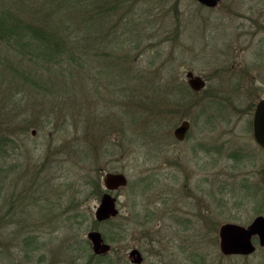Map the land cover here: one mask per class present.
<instances>
[{
  "label": "rangeland",
  "instance_id": "1",
  "mask_svg": "<svg viewBox=\"0 0 264 264\" xmlns=\"http://www.w3.org/2000/svg\"><path fill=\"white\" fill-rule=\"evenodd\" d=\"M120 1L90 34L61 17L69 31L57 62L0 45V264H129L132 248L142 264H264L258 246L223 257L217 237L222 223L248 225L261 203L244 188L258 184L264 164L251 149L252 97L230 80L239 64L264 73V44L238 35L248 17L264 18V0H220L213 9L194 0ZM17 2L34 5L24 11ZM44 7L0 0V11L38 27ZM188 71L210 83L191 107ZM183 120L199 122L193 130L210 143V183L207 172H193L192 189L177 166H160L162 136L175 163L203 168L190 151L195 134L183 143L172 136ZM106 173L128 179L113 193L119 216L110 224L94 219ZM171 195L174 213L161 201ZM91 231L114 249L103 261L90 259Z\"/></svg>",
  "mask_w": 264,
  "mask_h": 264
},
{
  "label": "trees",
  "instance_id": "2",
  "mask_svg": "<svg viewBox=\"0 0 264 264\" xmlns=\"http://www.w3.org/2000/svg\"><path fill=\"white\" fill-rule=\"evenodd\" d=\"M42 1L45 3L44 12L37 15L42 17V22L37 23L40 27L35 26L33 20L28 22L21 20L8 12L9 10L0 11V45L14 49L18 54H25L30 59L37 58L44 60V62H57L65 53L66 49L63 44L66 42V37L61 39L60 35L68 33L69 30L64 29L66 22L63 23L60 20L61 17L66 16L69 19L67 26L80 27L83 24L86 27L84 28L86 34H90L92 30L94 31V28H92L94 24L103 23L104 17L116 15L117 10L120 8L119 3H121L120 0ZM31 5L34 4L27 5L17 2L13 4V7L28 11L32 10L29 9ZM4 61L9 63L8 58L4 57ZM160 93L166 94L165 89H161ZM162 95L160 96L163 97ZM155 104H157L156 101ZM174 110L171 104L168 112ZM115 220H118V217L103 223L110 224ZM111 250L114 251L113 248ZM109 253L101 256L91 254L90 259H96L97 262L103 261Z\"/></svg>",
  "mask_w": 264,
  "mask_h": 264
},
{
  "label": "flooded vegetation",
  "instance_id": "3",
  "mask_svg": "<svg viewBox=\"0 0 264 264\" xmlns=\"http://www.w3.org/2000/svg\"><path fill=\"white\" fill-rule=\"evenodd\" d=\"M195 2L201 8L213 9V8H208V7L198 3L197 1H195ZM219 3H220V0L218 1L217 6L219 5ZM250 12L253 15H254V13H257L256 10H251ZM255 16L259 17V15H255ZM261 33H264V18L257 19V18H254V17H251V18L248 17L246 25H242L241 24V26L239 28V34L238 35H239V39H241L243 42H247V43L255 42L256 44L261 43V45H262V44H264V36L260 37L259 34H261ZM238 68H239L238 75L236 76V78L230 80L231 81L230 82V86L231 87H235V88L237 87V90H239L241 93H243V95L248 96V97H252V100L247 104V107H246V110H248V112L251 114L250 115L251 116L250 125H251V129H252L251 133H252V137H253V140H254V143H255V147H253L251 149L253 151H255V153L258 152L257 154H264V148L257 143V141L255 140V137H254V132H253V118H254V114H255L256 108H257L259 103L264 101V73L261 74L260 72H257L258 66H255V65H252V64H248V65L246 64L244 66L242 64H239ZM188 72H191V71H188ZM191 73H193V72H191ZM193 75L195 77L201 78V80L204 82V86L200 90L194 91V90H192L189 87V85L187 83V86H188V88L190 90V95L184 101L187 102L188 107H191V96L193 97L195 94H199V93H202V92L206 91L207 88L209 87V84H210L207 77H204L201 74H195V73H193ZM179 91L180 90L178 88V90L176 91L177 92V96H180V92ZM185 121L188 122V128H187V130L185 132L184 138L182 140H179V139H177L174 136V131H175V129H177ZM193 124H200V123L199 122H193V123L190 124L189 121L183 120V121H181L179 123L178 126H176V127H174L172 129L171 133H172V136H173L174 140L176 142H178V143L185 142L186 139L189 138V135L195 134V141L193 142L190 151L193 152L195 160L198 159V162H201V158L199 157L200 154H201V157H203V162H202L203 168L201 166V163H196V164L193 165L191 170H188L184 166H181L180 163H177V162L175 163L174 154L170 151L171 149H169V146L167 148V146L165 145L164 137L163 138H162V136L159 137V141H160L159 142V150H160V159H161L160 160L161 169L163 170V172H174L172 169H171L172 171H170L169 167H171L172 164L175 167L177 166V168H175V170H177V172H182V175H183L184 179H186L187 181L188 180L190 181L191 189L194 187V186H192L193 182L191 183V181H192L191 177L194 175L193 172H201L202 170H203V172H207V175L204 177L205 183H207V184L210 183V172H211L210 171V143L208 142V138H206V139L204 138V140H200L201 139V137H200L201 132L194 131L193 130V128H194ZM205 128L207 130H209L208 126L205 127ZM34 134H35V131H32V135H34ZM161 134H162V132H160V135ZM170 158H173L172 162H171ZM178 167H181V168H178ZM178 169H180V170H178ZM190 172H191V174H190ZM255 172H261L262 173V175L260 176V180H259L258 184H253V185L249 184V185L244 186V188H245V192H246V190L250 189L251 192L255 193V196L258 198V200H257L258 203L259 202H261V203H259L257 205L256 213H255L256 216L253 218V220L248 225L243 226V227H246V228L248 226H250L251 223L256 218H258V217H263L264 218V164H263V167L260 170H256ZM127 186H128V179H127V185L124 188H126ZM118 190L109 192V194H111L113 196V193L117 192ZM188 191H189V189H188ZM106 192L107 191L105 190V188L103 186V183H102V194H101V196L104 193H106ZM163 197H164V195H163ZM161 201H163V202L170 201V203L172 205V208H173V213L175 212V209L177 211L180 210L179 207L174 208V202L175 201L177 202V196L176 195H171V197H168L166 199L163 198ZM177 219H179V217ZM224 224H234V223H222L217 228L219 253L223 257L240 256V255H229V256H226V255L222 254V252L220 250V246H219V234L218 233H219L220 227L222 225H224ZM236 225H238V224H236ZM240 226H242V225H240ZM251 241H252V244L255 247V250H254V252L252 254H254L256 252L257 246L259 248H264V246L260 245L258 236L253 235ZM255 241L257 242V245H255ZM134 249L138 250L137 248H132L130 251H132ZM138 251L140 252V250H138ZM140 254H141L142 258H143V255H142L141 252H140ZM252 254H250V255H252ZM250 255H248V256H250ZM128 261H129V259H128ZM143 261H144V258H143ZM143 261H142V263H143ZM129 264H130V261H129Z\"/></svg>",
  "mask_w": 264,
  "mask_h": 264
},
{
  "label": "water",
  "instance_id": "4",
  "mask_svg": "<svg viewBox=\"0 0 264 264\" xmlns=\"http://www.w3.org/2000/svg\"><path fill=\"white\" fill-rule=\"evenodd\" d=\"M198 3L208 7L215 8L219 0H195ZM186 80L189 87L198 91L204 86V82L199 77H195L193 73H186ZM188 128V122H183L174 131V136L182 140ZM253 132L257 143L264 148V101L259 103L253 118ZM103 186L107 191L104 193L94 212V219L98 223H102L119 216L116 198L109 192L124 188L127 185V178L122 173H106L102 179ZM219 246L223 255H240L248 256L255 250L252 244V236L259 238V243L264 246V218H256L250 226L243 227L236 224H224L219 229ZM87 240L91 244L92 253L96 256L108 254L110 245L105 242L102 235L98 231H91L87 234ZM130 264H142L143 258L136 249L128 254Z\"/></svg>",
  "mask_w": 264,
  "mask_h": 264
}]
</instances>
